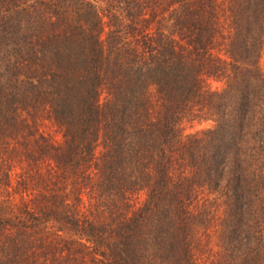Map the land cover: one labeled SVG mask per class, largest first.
I'll return each mask as SVG.
<instances>
[{"label":"trees","instance_id":"obj_1","mask_svg":"<svg viewBox=\"0 0 264 264\" xmlns=\"http://www.w3.org/2000/svg\"><path fill=\"white\" fill-rule=\"evenodd\" d=\"M93 1L0 0V131L20 134L9 141L0 132V264H48L55 255L82 264L88 254L102 264H142L134 250L141 240L155 264H201L211 233L216 264H264V0H164L187 11L173 33L147 30L135 49L118 48L116 30L109 33L122 61L104 55ZM136 1L150 19L166 12L153 8L161 0ZM234 5L244 21L239 35L221 23ZM224 28L228 60L211 46ZM189 52L227 77L226 87L210 90ZM146 85L154 98L142 92ZM38 105L60 127L61 142L41 130ZM184 111L213 127L185 134ZM136 143L153 152L157 172L143 209L124 210L127 199L119 219L95 224L82 185L97 169L125 199L133 165L151 163ZM149 208L164 214L145 220Z\"/></svg>","mask_w":264,"mask_h":264},{"label":"rangeland","instance_id":"obj_2","mask_svg":"<svg viewBox=\"0 0 264 264\" xmlns=\"http://www.w3.org/2000/svg\"><path fill=\"white\" fill-rule=\"evenodd\" d=\"M94 4L96 5L97 10L99 11L102 20H103V28L101 31V40H102V47L104 48V55H108L111 59H117L119 58V61H122L120 58H125V55H119L115 54V51H118V48L126 47L127 45L131 46L130 48L135 49V45L133 44L138 41L142 44L144 43L143 36L147 30H157L156 35L158 32H163L167 35L173 33L172 30L174 26L172 24L177 23V17L183 16L182 13L185 14L187 11L178 10L177 5L169 7V4L166 5L164 0L160 1V4L157 6H153L156 10H160L162 8H165V13H159L157 12L156 15H159V17H153L149 18L148 12L146 10V6L143 3H140L136 0H94ZM236 4L240 3V0L235 1ZM228 12H225L226 14H223L221 17V23H225V26L227 28H231L233 31H235V34L239 35L241 34L243 30V20L241 19L240 15L238 14L239 7L234 6H227ZM244 16H247V12L243 14ZM161 18V19H160ZM188 18L191 19V14L188 15ZM108 23L111 25L108 27ZM113 30V31H111ZM117 32V35L120 37L119 39L122 41L119 43V47L117 50H115V47L111 48V44H113L110 34L112 38L115 36V31ZM228 30L230 29H223V34L221 35L219 31H217L218 35L214 36V42L211 44L213 45L212 52L220 51L223 54L221 57L224 59L226 58L228 60V57L225 56V50L228 45L229 35ZM110 33V34H109ZM216 34V32H215ZM176 38V35L174 37ZM124 41V42H123ZM165 48H169L167 45V41L162 42ZM263 45L260 52L259 57V66L264 73V39H263ZM111 48V49H110ZM239 48L238 44L236 43L234 45V49ZM169 51V49H168ZM175 54V53H174ZM221 54V53H220ZM219 54V55H220ZM1 55V53H0ZM176 55V54H175ZM185 55V54H184ZM149 57V55H146ZM133 56L129 55V58H132ZM187 58L191 61L195 62V64L200 65V71L202 73V78L204 80V83L207 84L210 90L212 91H220L224 87H226V81L227 77H224L222 74H215L212 73V70L210 71V64L211 62L203 57H200L199 55L196 56L193 52H189L187 55ZM123 63V62H122ZM120 67L117 65L115 74H117L120 71ZM229 71V70H228ZM227 73V71L225 70ZM225 74V73H224ZM228 74V73H227ZM106 86L100 87L99 92V103L101 106H104L107 104L108 99V91L106 89ZM144 94L148 93L150 94V99L155 97V93H153V88L151 85H146L144 90L142 91ZM142 96V94H141ZM47 107L38 105L36 110L38 111V125L40 126L41 130L45 133V135H48L52 139V141L61 142L62 136L60 132V127L58 124L54 121V119L49 115V111L46 113L43 110ZM184 117L181 120L180 128L183 129L184 133L187 135L193 134L197 131L205 130L208 128L213 127L214 123L213 121L209 119L199 118V116H189L188 112L184 111L183 113ZM195 115V114H194ZM4 132L3 138H9V141L12 139H16L17 135H20L16 133L15 131L9 132V131H0ZM17 134V135H16ZM101 140V139H100ZM157 146L153 145V147ZM135 148H137V151L142 154L140 155L141 158H146V161L149 160L151 163L147 164V166H144V164L141 161V164L138 168L135 169L133 165L132 174L129 178V186L124 190L125 192V199L121 197V195L118 193L117 189H112L111 185H108L105 183L103 176H101L100 172L94 170L92 172V177L90 180L86 181L82 185L81 189V201L82 205H84V208L88 210L92 214L93 217L89 218L91 221H93L95 224H107L111 223L113 220H117L119 218H115L117 214L119 213V210L125 207L126 204L129 205V207L124 208V210H127L129 213H134L135 210H141L144 207V203L147 200V197L150 194L151 187H152V181L155 178V174H157L156 170H153V152H146L142 145L135 144ZM101 150V146L98 145L97 151L99 152ZM128 157L131 158V161L133 162V159H136L135 154H126ZM137 155V154H136ZM145 162V161H144ZM138 181L139 185H131V182ZM110 190V191H109ZM114 191H116L117 196L114 194ZM264 195V194H262ZM15 202H19V196L15 195ZM128 199V201H127ZM124 201H127L125 204ZM96 207L100 208L96 209ZM88 208H92V210H89ZM136 208V209H135ZM102 209V210H101ZM149 211H144L145 213V220L150 218H159L162 216V211L158 209H153V212L148 209ZM164 214V213H163ZM165 216V215H164ZM148 224H150V221H147ZM216 235L214 233L210 234V242L206 245V251H207V258L206 262H203L201 264H216V261L218 259V246L216 244ZM106 243H112V238H109L107 236L104 237ZM138 239V238H137ZM104 242V243H105ZM146 241L142 243V240L140 244L135 245V254L137 257H139L142 260V264H155L152 262L153 255H151L150 258V248L148 245L145 246ZM85 252V251H83ZM91 252V251H90ZM93 255V252H91ZM98 253V251H97ZM81 255H84L82 253ZM100 258V257H99ZM64 260L61 259V256H54V259L52 258L48 264H62ZM82 264H102L101 260L97 259V261H93L91 254H88L85 256L84 262Z\"/></svg>","mask_w":264,"mask_h":264}]
</instances>
